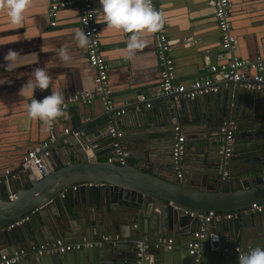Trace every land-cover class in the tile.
Segmentation results:
<instances>
[{"label": "water", "instance_id": "water-1", "mask_svg": "<svg viewBox=\"0 0 264 264\" xmlns=\"http://www.w3.org/2000/svg\"><path fill=\"white\" fill-rule=\"evenodd\" d=\"M226 83L235 89L232 94L236 95L230 96V110L227 91L223 96L209 93L187 98V107L173 102L179 94H165L171 101L165 99L159 105L150 108L149 105L148 109L144 106L141 110L134 109L146 101L128 106L134 109L130 114L135 116L140 128L143 122L144 125L161 122L168 127L162 136L138 138V144L156 147L162 140L160 146L168 145L177 121L183 120L185 129L194 127L195 135L191 131L188 135V139H193L192 146L197 148L190 166L191 180L187 174L176 177L169 160L171 150L170 154L164 150L158 154L167 160L168 176H162L156 165L150 169L128 161L120 165L99 160L97 154L84 156L81 145L74 142L72 147H65L63 161L50 151L55 164H51V169L43 165L37 178L25 175L23 168L1 177L0 254H12L21 248L30 251L34 243L54 239L83 242L87 238L98 243L64 254L35 253L33 261L35 264H137L140 259L149 264H238L236 247L264 246V210L246 211L253 203L264 202V105L257 108L252 101L262 98L264 93L241 90L233 81ZM223 84L219 82L217 86ZM241 94L250 100L249 107L242 110L234 100ZM228 115L236 124L235 140L232 153L222 164L219 129L229 119ZM81 129L88 133L84 126ZM69 151L76 161H72ZM82 183L92 186H81ZM10 192L13 199L9 198ZM209 211L231 212L233 216L219 221L199 217ZM25 217L20 225L7 228ZM197 231L201 233L198 239L194 238ZM117 234L118 239H102L103 235ZM160 237H171L172 248L152 246L142 257L137 256L139 242L152 245ZM191 243L198 244L193 254L189 253ZM222 247H228L229 251L223 252Z\"/></svg>", "mask_w": 264, "mask_h": 264}, {"label": "crops", "instance_id": "crops-1", "mask_svg": "<svg viewBox=\"0 0 264 264\" xmlns=\"http://www.w3.org/2000/svg\"><path fill=\"white\" fill-rule=\"evenodd\" d=\"M51 1L28 0L22 26L17 27L8 22V17L2 7L5 0H0V78L5 80L0 84V169L11 168L15 172L23 168L25 175L35 178L40 176L41 168L31 162L23 163L22 157L28 149L47 140L50 129L48 124L39 119L28 117L26 106L32 97L30 94L24 96L20 94V89L31 77L33 69L47 65L51 77L49 88L34 90L33 97L37 100L43 99L50 95L51 91L56 90L63 91L65 100L77 92L94 91L95 71L88 63L86 48H78L73 38V33L81 29L79 23L80 3L74 1L71 6L59 9L55 17V24L51 25V19L48 16ZM229 1L231 9L228 20L231 33L235 37V47L230 55L248 61H254L258 57L264 58V0ZM92 3L94 8H99V0H92ZM155 11L160 15L164 25L169 55L174 62L175 82L187 85L196 78L211 75L209 70L211 65L219 66L227 62L228 56L222 50L220 31L214 16V0H155ZM100 20L102 17H95L100 28L99 50L107 64V88L113 108L110 112L106 111L103 102L95 93L89 103L68 101L66 107L63 108V115L52 122L55 139L49 143V153L51 151L55 158L63 161L65 147H72L74 142L81 145V153L84 156L91 157L97 154L99 160L102 158L106 160V156L111 152V141L107 128L113 126L122 133L121 143L129 152L127 158L129 163L150 169L156 165L160 175L168 176L165 168L167 160L158 157V154L163 153V150L164 153L170 154L173 132L171 139L168 140L169 144L165 145L164 143L163 147L160 146L163 144L162 140L157 143L156 147L144 143L138 144V138L162 136L163 131L168 127H165L161 122L147 123V125H144L143 122V127L140 128V123L135 119V116L130 114L131 110H141L142 106L148 109L146 103L150 105V108L159 105L165 99L171 101L165 96L160 86L159 71L162 62L158 58L156 34L155 32L141 31L138 34V46L129 50L131 34L106 27L104 23L98 22ZM62 46L68 49L71 56V60L68 62L60 61L56 56V52ZM9 49L16 50L21 54L36 53L38 63L22 65L14 71L8 72L3 67L6 63L3 57ZM256 71L264 75V68L252 69L250 73ZM227 81L223 78L218 81V83L224 82L225 84L218 87L216 94L223 96L227 91L228 110H230V96L233 98L236 95L232 94L235 89H232L226 83ZM260 93L263 94L264 91ZM142 96L144 100L141 99ZM186 99L180 96L176 97L173 102L177 105L184 103L187 107ZM234 100L240 110L249 107L250 100L243 94ZM142 101H146V103L140 104L134 109L128 108V106L139 104ZM252 101L257 108L262 107L264 96L260 99L254 98ZM122 109L124 113L117 115L116 112ZM255 113L256 118H259L258 111ZM227 118L229 119L224 123L231 122L236 127L234 119L229 115ZM177 122L176 125L181 127L182 134L185 136L182 175L187 174L191 180L193 176L190 166L197 148L192 146L193 139H188V135L190 131L192 135H195V129L194 127L185 129L186 123L183 120ZM83 126L87 130V134L81 129ZM138 126L140 130L136 128ZM65 128H68L70 132L64 133ZM68 153L72 154V161H76L75 155L70 151ZM51 164H55V162L49 154L45 165L51 169ZM253 181L254 179L251 178V182ZM10 194L12 193L10 192ZM104 236L109 235L102 237ZM109 237V239H118L119 235ZM83 240V242L92 243L90 247L98 243L97 240L87 238ZM35 245L39 244L34 243L32 246ZM152 246L156 247L155 242L152 245L149 244L148 248ZM251 248L253 247L248 246L244 250L247 251ZM21 249L26 250V248ZM240 249L236 247L235 251ZM34 255L35 253L26 250V253L21 255L19 262L35 264L33 259L36 255Z\"/></svg>", "mask_w": 264, "mask_h": 264}, {"label": "built area", "instance_id": "built-area-1", "mask_svg": "<svg viewBox=\"0 0 264 264\" xmlns=\"http://www.w3.org/2000/svg\"><path fill=\"white\" fill-rule=\"evenodd\" d=\"M74 1L80 3L79 6V23L80 28L87 32L90 36V44L86 47L87 60L89 65L94 69L95 75L93 78L94 91L93 92H77L72 96H69L65 100L63 108L66 107L68 101H81L89 103L95 93V95L103 102L105 110L111 111L113 108L111 96L107 88L108 72L107 64L100 54V28L95 21V15L87 19V13L94 9L92 0H52L49 6L48 16L51 19V25L55 24V17L59 9L71 6ZM151 6L155 11V0H150ZM231 9V3L229 0H214V16L216 18L217 26L220 31V44L223 52L228 56L227 62L215 66L211 65L209 70L211 75L201 76L194 79L187 85L184 83H178L174 80V62L169 55V45L167 37L164 32V25L161 19V24L158 30L154 31L157 39L158 46V58L162 62V67L159 71L160 86L165 94H179L178 97L183 96L185 98H195L197 96L216 93L218 90L217 83L220 79L235 82L236 86L241 89L259 90L264 91V75L260 72L250 73L252 69L264 68V58H256L254 61H248L245 59H237L232 57L233 48L235 47V37L231 33V26L228 20ZM141 99L144 100L142 96ZM146 106H149L147 103ZM124 113V110L117 111L116 114L120 115ZM50 129L49 138L44 140L30 149H28L23 157L22 162H31L38 167L42 168L45 165L47 158L49 157V143L55 139L53 126H48ZM108 136L110 137L111 152L106 156V160L109 162H115L123 165L128 158V150L122 146L121 138L122 133L116 130L113 126L107 128ZM222 144L219 148V155L221 157V163L224 164L227 157L230 156L233 150L235 127L231 122H225L220 126ZM64 133H69V129L65 128ZM174 140L171 145V161L177 178L182 177L183 164L182 159L185 153L184 135L179 125H175L173 128ZM46 166V165H45ZM13 173L11 168L0 169V178L9 176ZM82 185L92 186L91 183H82ZM77 186H72L75 189ZM10 199L14 198L13 194L9 195ZM264 210L263 203H253L246 211L261 212ZM233 216V213L227 212H214L209 211L203 216L205 220L214 218L215 220H226ZM27 217L14 221L8 224L7 228L11 229L20 225ZM201 237L200 231L194 233V238ZM109 236L102 237L103 240H109ZM90 242H65L62 239H56L49 243H42L32 246L30 251L38 255H52V254H64L70 251L79 250L83 247H90ZM155 245H162L166 249H171L173 246V239L171 237L158 238L155 241ZM197 243L189 244V253L193 254L197 248ZM149 244L138 243L137 256L142 257L143 253L147 250ZM218 246H216L217 248ZM223 252H228L229 248H221ZM248 251V250H247ZM247 251H237L240 255ZM26 253V250L19 249L12 254L2 253L0 254V264H17L21 255ZM147 260V257H145ZM198 262V258L195 259ZM137 264H149L148 261L137 260Z\"/></svg>", "mask_w": 264, "mask_h": 264}, {"label": "clouds", "instance_id": "clouds-1", "mask_svg": "<svg viewBox=\"0 0 264 264\" xmlns=\"http://www.w3.org/2000/svg\"><path fill=\"white\" fill-rule=\"evenodd\" d=\"M28 6V0H5L2 7L8 17V22L17 27L22 26L24 11ZM100 16L106 27L122 30L130 33L129 50L138 46V34L141 31L154 32L161 24L160 15L153 10L150 0H99V8H94L87 13V19ZM73 38L78 48H86L90 44V36L83 29H78L73 33ZM60 61L71 60L69 51L65 47H60L56 52ZM6 63L3 65L6 71L12 72L17 67L26 64L38 63L36 53L21 54L16 50L9 49L3 57ZM5 80L0 78V84ZM51 77L48 66L36 67L31 73V77L20 89L22 96L30 94L31 99L27 104V115L32 119H39L41 122L51 126V123L59 116L63 115L65 97L62 90L51 91L50 95L37 100L33 97L35 89L44 90L50 87ZM215 240L217 237L212 234ZM238 264H264V246H255L245 253L238 255Z\"/></svg>", "mask_w": 264, "mask_h": 264}, {"label": "flooded vegetation", "instance_id": "flooded-vegetation-1", "mask_svg": "<svg viewBox=\"0 0 264 264\" xmlns=\"http://www.w3.org/2000/svg\"><path fill=\"white\" fill-rule=\"evenodd\" d=\"M173 140H174V135H173L172 140H171V145H172V143H173Z\"/></svg>", "mask_w": 264, "mask_h": 264}, {"label": "trees", "instance_id": "trees-1", "mask_svg": "<svg viewBox=\"0 0 264 264\" xmlns=\"http://www.w3.org/2000/svg\"><path fill=\"white\" fill-rule=\"evenodd\" d=\"M100 160H104V159L102 158V159H100Z\"/></svg>", "mask_w": 264, "mask_h": 264}]
</instances>
